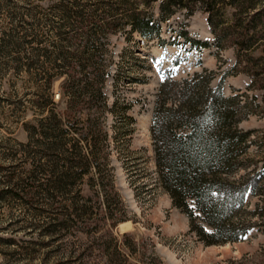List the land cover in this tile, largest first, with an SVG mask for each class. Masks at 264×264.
I'll list each match as a JSON object with an SVG mask.
<instances>
[{
    "label": "trees",
    "instance_id": "1",
    "mask_svg": "<svg viewBox=\"0 0 264 264\" xmlns=\"http://www.w3.org/2000/svg\"><path fill=\"white\" fill-rule=\"evenodd\" d=\"M226 7L232 9L227 21ZM196 10L206 13L215 46L233 48L235 73L249 76L247 88L261 89L264 103V0H94L91 6H63L50 47L32 55L43 56L48 65L42 66L43 87L33 100L39 117L25 144L31 169L22 191H13L30 205L42 202L37 208L48 218L41 230L45 243L73 228L87 235L103 230L97 242L107 264H136L121 251L127 245L112 234L129 216L115 185L103 119L107 37L137 32L162 40L161 22L176 12L189 16ZM181 34L194 47L207 45L186 30ZM256 46H263L258 57L251 54ZM214 74L205 68L178 80L163 74L149 126L158 182L204 244L240 240L251 226L247 195L264 198V154L256 159L248 151L255 130L239 127L244 113L238 98L222 90L226 73L215 86ZM55 78H61L58 101L48 92ZM259 141L264 145V129ZM241 169L244 173L237 176ZM81 258L69 251L62 263Z\"/></svg>",
    "mask_w": 264,
    "mask_h": 264
},
{
    "label": "rangeland",
    "instance_id": "2",
    "mask_svg": "<svg viewBox=\"0 0 264 264\" xmlns=\"http://www.w3.org/2000/svg\"><path fill=\"white\" fill-rule=\"evenodd\" d=\"M93 3L0 0V264H107L97 242L103 230L87 235L73 228L45 243L41 230L48 218L37 208L42 202L30 205L13 194L14 190L22 191L31 169L25 144L28 129L39 117L33 100L43 87L42 66L48 65L43 63V56L32 55L38 48L50 47L48 41L55 38L53 28L60 23L63 6ZM231 10L224 9V20L230 18ZM183 30L207 45L194 47L185 41ZM160 35L162 40L137 32L107 37L108 50L103 58L107 109L103 119L115 185L129 216L125 220L128 223H118L112 234L120 245H127L121 251L136 264H264V198L247 195L246 209L253 211L246 213L251 226L240 240L204 244L189 230L186 215L172 205L158 182L149 132L153 101L163 74L170 72L178 80L205 68L214 71L211 83L215 86L226 73L222 90L237 96L238 110L244 113L239 127L255 130L250 135L249 155L260 159L264 154V145L259 144L264 129L262 90L247 88L249 76L235 73L232 47L215 46L206 13L196 10L186 16L183 11L176 12L161 22ZM251 54L262 55L263 46H256ZM60 81L55 78L48 90L54 101L60 96ZM128 115L133 120H128ZM243 173L241 169L237 176ZM82 187L83 193L87 192L88 186ZM69 251L82 258L62 263Z\"/></svg>",
    "mask_w": 264,
    "mask_h": 264
},
{
    "label": "bare ground",
    "instance_id": "3",
    "mask_svg": "<svg viewBox=\"0 0 264 264\" xmlns=\"http://www.w3.org/2000/svg\"><path fill=\"white\" fill-rule=\"evenodd\" d=\"M125 223H128V222H126V221H123V222H121V223H120V225H124Z\"/></svg>",
    "mask_w": 264,
    "mask_h": 264
},
{
    "label": "built area",
    "instance_id": "4",
    "mask_svg": "<svg viewBox=\"0 0 264 264\" xmlns=\"http://www.w3.org/2000/svg\"><path fill=\"white\" fill-rule=\"evenodd\" d=\"M58 96V94L56 95V97Z\"/></svg>",
    "mask_w": 264,
    "mask_h": 264
}]
</instances>
